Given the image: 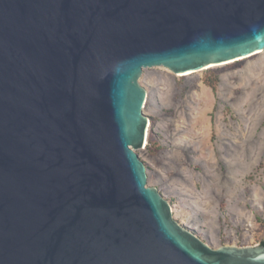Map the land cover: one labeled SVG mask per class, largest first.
I'll use <instances>...</instances> for the list:
<instances>
[{
	"label": "water",
	"instance_id": "1",
	"mask_svg": "<svg viewBox=\"0 0 264 264\" xmlns=\"http://www.w3.org/2000/svg\"><path fill=\"white\" fill-rule=\"evenodd\" d=\"M263 51L264 0H0V264H264L175 222L135 154L143 69Z\"/></svg>",
	"mask_w": 264,
	"mask_h": 264
},
{
	"label": "rangeland",
	"instance_id": "2",
	"mask_svg": "<svg viewBox=\"0 0 264 264\" xmlns=\"http://www.w3.org/2000/svg\"><path fill=\"white\" fill-rule=\"evenodd\" d=\"M146 188L212 249L264 242V51L173 75L143 69Z\"/></svg>",
	"mask_w": 264,
	"mask_h": 264
},
{
	"label": "bare ground",
	"instance_id": "3",
	"mask_svg": "<svg viewBox=\"0 0 264 264\" xmlns=\"http://www.w3.org/2000/svg\"><path fill=\"white\" fill-rule=\"evenodd\" d=\"M228 63H231V62H228ZM228 63H225V64H223V65H226V64H228ZM219 65H222V64H219ZM218 66V65H217ZM213 67V66H212ZM189 73H184L183 74V76H186V75H188ZM145 142H146V140H145ZM145 142H144V144H145Z\"/></svg>",
	"mask_w": 264,
	"mask_h": 264
},
{
	"label": "trees",
	"instance_id": "4",
	"mask_svg": "<svg viewBox=\"0 0 264 264\" xmlns=\"http://www.w3.org/2000/svg\"><path fill=\"white\" fill-rule=\"evenodd\" d=\"M264 245V243H261V246Z\"/></svg>",
	"mask_w": 264,
	"mask_h": 264
}]
</instances>
